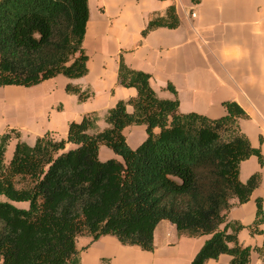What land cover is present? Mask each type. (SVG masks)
<instances>
[{
    "label": "trees",
    "instance_id": "obj_1",
    "mask_svg": "<svg viewBox=\"0 0 264 264\" xmlns=\"http://www.w3.org/2000/svg\"><path fill=\"white\" fill-rule=\"evenodd\" d=\"M87 20V0H0V86L29 87L59 74L69 79L85 75ZM178 24L170 6L142 34ZM149 79L120 58L118 83L134 87L137 94L107 111L102 130L97 114L90 112L79 122L71 121L63 139L45 132L28 143L14 129L0 135L2 264H79L76 239L82 235L96 240L109 234L123 245L150 251L154 228L162 219L181 234L209 235L189 264H205L220 254L231 257L229 264H250L252 251L264 261V245H241V225L227 221L231 199L245 202L259 183L258 173L241 182L239 163L251 155L264 161L239 128L245 111L226 100V113L216 119L180 113L178 100L159 98ZM167 87L175 93L172 85ZM65 90L79 100L90 96L71 83ZM131 124L146 127L147 136L136 148L123 135ZM12 138L16 142L6 160ZM67 143L75 146L67 148ZM101 145L121 160H101ZM261 221L262 202L256 199L250 231H257Z\"/></svg>",
    "mask_w": 264,
    "mask_h": 264
},
{
    "label": "crops",
    "instance_id": "obj_2",
    "mask_svg": "<svg viewBox=\"0 0 264 264\" xmlns=\"http://www.w3.org/2000/svg\"><path fill=\"white\" fill-rule=\"evenodd\" d=\"M87 4L83 38L86 74L74 79L59 74L29 87L0 86V135L14 129L28 143L45 132L63 139L68 124L79 122L90 112L97 114V126L102 130L107 126V111L118 100L137 94L134 87L118 83L122 58L129 68L150 75V86L159 98L177 99L180 113L195 112L216 119L226 113L223 101H235L247 115L239 120L241 132L264 159V0H87ZM170 6L175 8L179 24L156 27L143 35L147 23L165 17ZM67 83L90 96L79 100L65 90ZM127 111H132L131 105ZM123 135L128 146L136 148L147 136L146 127L127 125ZM15 142L16 138L10 139L6 160L12 156ZM98 156L101 160H121L105 145L99 147ZM254 173L259 174L258 185L245 202L231 199L227 221L241 225L237 231L241 245L263 247L264 161L261 164L251 155L239 163V180L245 183ZM256 199L262 202V221L257 231L251 232ZM227 231L231 232V227ZM208 238L207 234H181L172 222L162 219L154 228L150 251L123 245L109 234L96 240L78 236L76 247L79 264H189ZM230 258L220 254L205 264H229ZM250 264L264 261L252 251Z\"/></svg>",
    "mask_w": 264,
    "mask_h": 264
},
{
    "label": "rangeland",
    "instance_id": "obj_3",
    "mask_svg": "<svg viewBox=\"0 0 264 264\" xmlns=\"http://www.w3.org/2000/svg\"><path fill=\"white\" fill-rule=\"evenodd\" d=\"M0 199H3V196L0 195ZM23 205H26V202H22Z\"/></svg>",
    "mask_w": 264,
    "mask_h": 264
}]
</instances>
